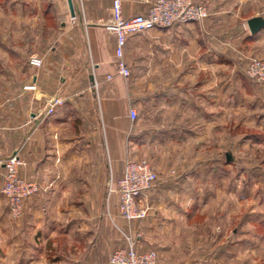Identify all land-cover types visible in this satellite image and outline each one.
Returning <instances> with one entry per match:
<instances>
[{
    "label": "crops",
    "instance_id": "obj_1",
    "mask_svg": "<svg viewBox=\"0 0 264 264\" xmlns=\"http://www.w3.org/2000/svg\"><path fill=\"white\" fill-rule=\"evenodd\" d=\"M153 1L124 0V14L147 12ZM195 1L210 11L203 21L128 37L126 79L116 66V37L105 27L113 0H72L74 13L69 0H0L1 246L11 228L4 162L15 152L25 161L21 174L41 184L24 201V212L42 211L45 218L62 209L87 211L89 193L109 172L117 182L128 158L148 159L158 180L142 197L147 217L132 222L142 234L135 247L178 242L177 229L194 218L199 181L210 180L200 172L201 159L216 162L233 144L234 88L264 107L263 86L244 74L248 57L264 58V27L252 33L247 23L264 18V0ZM24 20L41 21L48 31L25 30ZM32 56L43 64L32 65ZM30 84L36 88L25 89ZM55 96L65 103L46 114ZM130 107L138 111L135 120ZM107 185L110 195L117 193ZM42 220L16 228L21 252L28 253L21 264L40 258V228L50 219Z\"/></svg>",
    "mask_w": 264,
    "mask_h": 264
},
{
    "label": "rangeland",
    "instance_id": "obj_2",
    "mask_svg": "<svg viewBox=\"0 0 264 264\" xmlns=\"http://www.w3.org/2000/svg\"><path fill=\"white\" fill-rule=\"evenodd\" d=\"M9 24L16 26L18 22ZM22 24L30 32L34 27H40L42 34L48 31L38 20H24ZM232 106L233 144L216 162L201 159L200 172L210 173V180L199 181L194 218L177 229L178 242L138 244L139 249L157 251V264H264V115L260 119L264 107L256 98L244 97L238 88H234ZM111 174L108 173L104 185L89 193L87 211L62 209L45 218L48 213L27 216L24 209L20 216H15L9 207L11 228L3 234L7 242L0 245V264H21L28 256L21 252L22 236L17 235L16 228L19 222L33 218L50 221L46 222L47 228H40V258L25 264H111L115 249L128 245L129 238L136 244L141 231L135 230V220H125L114 209L118 205L117 193L110 195L109 185L106 187L109 181L110 187L116 182L111 181ZM25 243L31 250V242L27 239Z\"/></svg>",
    "mask_w": 264,
    "mask_h": 264
},
{
    "label": "built area",
    "instance_id": "obj_3",
    "mask_svg": "<svg viewBox=\"0 0 264 264\" xmlns=\"http://www.w3.org/2000/svg\"><path fill=\"white\" fill-rule=\"evenodd\" d=\"M124 0H113L111 18L105 27L116 37V66L118 73L126 79L131 75V67L125 56L128 37L156 27H170L193 21H203L210 11L208 7L195 0H154L147 12L131 16L124 14ZM32 65L41 66L43 59L38 56L30 58ZM246 75L264 87V59L258 56L248 57L245 67ZM112 75H108L111 79ZM36 85H26L25 89H35ZM65 103V98L55 96L45 107L46 114H53L59 106ZM0 103V113H1ZM129 115L135 120L138 111L130 107ZM24 159L18 152L10 155L4 162L5 173L2 192L8 198L13 215L20 216L24 209V201L36 194L41 184L21 174ZM158 180V173L146 158H128L124 172L111 190L118 194L120 215L131 222L144 219L148 215V207L142 203V197ZM128 246L119 247L111 255V264H157L158 253L155 249L139 251L133 239L129 238Z\"/></svg>",
    "mask_w": 264,
    "mask_h": 264
},
{
    "label": "water",
    "instance_id": "obj_4",
    "mask_svg": "<svg viewBox=\"0 0 264 264\" xmlns=\"http://www.w3.org/2000/svg\"><path fill=\"white\" fill-rule=\"evenodd\" d=\"M69 2L71 5V11H72V13H74V7H73L72 0H69ZM247 23H248V26H249V29L251 30V32L256 33L262 27H264V18H262L261 16H255V17L248 19Z\"/></svg>",
    "mask_w": 264,
    "mask_h": 264
},
{
    "label": "trees",
    "instance_id": "obj_5",
    "mask_svg": "<svg viewBox=\"0 0 264 264\" xmlns=\"http://www.w3.org/2000/svg\"><path fill=\"white\" fill-rule=\"evenodd\" d=\"M247 62H248V60H247ZM246 76H247V75H246ZM247 78H248L250 81L255 82L254 80L250 79L248 76H247ZM255 83H256V82H255Z\"/></svg>",
    "mask_w": 264,
    "mask_h": 264
}]
</instances>
